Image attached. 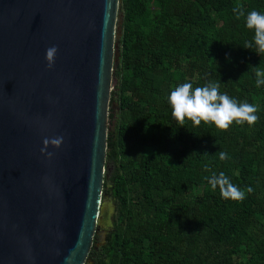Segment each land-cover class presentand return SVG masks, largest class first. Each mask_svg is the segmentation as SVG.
Here are the masks:
<instances>
[{"label": "trees", "instance_id": "obj_1", "mask_svg": "<svg viewBox=\"0 0 264 264\" xmlns=\"http://www.w3.org/2000/svg\"><path fill=\"white\" fill-rule=\"evenodd\" d=\"M252 10L264 12V0H120L104 185L114 210L85 264H264V86L255 83L264 53L243 46L253 37L245 26ZM189 81L218 82L254 104L258 120L179 125L167 96ZM220 172L245 199L211 188L208 178Z\"/></svg>", "mask_w": 264, "mask_h": 264}, {"label": "water", "instance_id": "obj_2", "mask_svg": "<svg viewBox=\"0 0 264 264\" xmlns=\"http://www.w3.org/2000/svg\"><path fill=\"white\" fill-rule=\"evenodd\" d=\"M121 16L120 0H0V264H85L109 223Z\"/></svg>", "mask_w": 264, "mask_h": 264}, {"label": "clouds", "instance_id": "obj_3", "mask_svg": "<svg viewBox=\"0 0 264 264\" xmlns=\"http://www.w3.org/2000/svg\"><path fill=\"white\" fill-rule=\"evenodd\" d=\"M233 11L239 16L244 13L239 7ZM245 26L253 31L252 40L246 41L244 47L253 49L257 53H264V12L257 10L249 11L245 16ZM57 47L52 45L45 50V59L48 66L54 63ZM256 86H264V69L256 72ZM167 103L171 109V117L184 125L186 120L193 125L199 126L201 122L214 124L219 129H227L233 122L238 125L247 123L249 126L258 120L257 107L248 102H238L227 93L220 91L218 82H209L203 86H193L192 82L182 83L173 88L167 96ZM62 138L51 139V143L59 145ZM45 143H49L48 140ZM229 154L225 151L219 152V159L225 160ZM208 183L215 190L220 189V194L225 199L241 201L245 199L246 192L231 182L224 172L213 174L208 178ZM248 192L252 191L249 186Z\"/></svg>", "mask_w": 264, "mask_h": 264}, {"label": "rangeland", "instance_id": "obj_4", "mask_svg": "<svg viewBox=\"0 0 264 264\" xmlns=\"http://www.w3.org/2000/svg\"><path fill=\"white\" fill-rule=\"evenodd\" d=\"M117 64L118 63H116V65L114 66L113 71L115 70ZM115 84H116V78L113 75V82H112L111 94L113 92V87H114ZM110 115H112L111 118H109ZM116 116H117V105H116L115 100H113V98H110V104H109V109H108V126H111L115 122ZM107 166L108 167H107L106 172H107V176L109 177L110 176V173L112 171V164L111 163H108ZM110 207H112L111 208V211L108 212V209ZM113 210H114V205H113L112 198H109L108 200H105V202H104V214H106V217H107L109 223H105V219L102 218V221L100 223V230L99 231H96V234H95V236L97 237L96 238L97 245L104 241V240H102L103 239V234L105 233V231H103V229L111 226V223H112L111 222L112 221L111 220V216H112Z\"/></svg>", "mask_w": 264, "mask_h": 264}, {"label": "flooded vegetation", "instance_id": "obj_5", "mask_svg": "<svg viewBox=\"0 0 264 264\" xmlns=\"http://www.w3.org/2000/svg\"><path fill=\"white\" fill-rule=\"evenodd\" d=\"M108 186V185H107ZM104 200H108L109 198H111V196H110V193L107 191V188H106V186L104 187ZM100 230V226H98V229H97V231H99ZM103 231H105V233L103 234V239L102 240H105V238L107 237V234H108V231H109V229H108V227L107 228H104L103 229ZM96 236H95V243H96ZM101 240V241H102ZM102 243V242H101ZM100 243V244H101ZM97 244V243H96Z\"/></svg>", "mask_w": 264, "mask_h": 264}]
</instances>
